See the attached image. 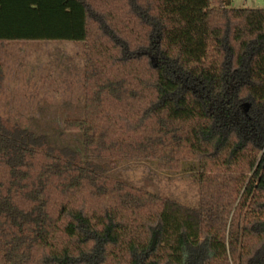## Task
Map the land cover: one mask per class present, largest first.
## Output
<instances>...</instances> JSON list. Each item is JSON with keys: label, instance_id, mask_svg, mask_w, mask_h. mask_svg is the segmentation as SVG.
Returning <instances> with one entry per match:
<instances>
[{"label": "trees", "instance_id": "16d2710c", "mask_svg": "<svg viewBox=\"0 0 264 264\" xmlns=\"http://www.w3.org/2000/svg\"><path fill=\"white\" fill-rule=\"evenodd\" d=\"M51 40L83 43L84 101L63 132L0 115V264H264V6L0 0V90L8 45ZM131 159L198 203L113 172Z\"/></svg>", "mask_w": 264, "mask_h": 264}, {"label": "rangeland", "instance_id": "374dc122", "mask_svg": "<svg viewBox=\"0 0 264 264\" xmlns=\"http://www.w3.org/2000/svg\"><path fill=\"white\" fill-rule=\"evenodd\" d=\"M231 5L263 7L264 0H231ZM8 47L3 59L0 115L29 128L43 125L63 132L64 118L84 101L83 43L25 41ZM113 172L185 204L196 205L200 198L199 182L189 172L155 167L145 159L125 161Z\"/></svg>", "mask_w": 264, "mask_h": 264}]
</instances>
